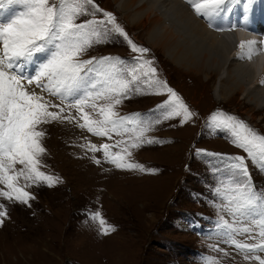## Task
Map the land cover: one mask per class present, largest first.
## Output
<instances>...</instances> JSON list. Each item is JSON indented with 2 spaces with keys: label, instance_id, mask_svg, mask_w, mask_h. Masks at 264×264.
Masks as SVG:
<instances>
[{
  "label": "rangeland",
  "instance_id": "374dc122",
  "mask_svg": "<svg viewBox=\"0 0 264 264\" xmlns=\"http://www.w3.org/2000/svg\"><path fill=\"white\" fill-rule=\"evenodd\" d=\"M94 3L115 16L116 23L134 44L141 43L158 58H147L156 69L155 80L166 82L194 115L184 123L182 117L163 120L147 133L160 143L129 149L131 155L125 154L126 161L149 170L144 172L119 170L107 163L103 149L94 150L91 145H114L127 137H99L98 144L78 126L83 121L76 109H66L64 113L71 111L76 117L72 122L42 125L46 153L41 156L40 171L59 180L49 187L21 177L18 185L35 197L29 201L30 206L0 196V204L4 205L0 211H7V218L0 225V264H208L213 259L216 264H258L227 245L217 227L221 205L213 189L225 170L220 167V159L209 154L247 157L233 146L226 132L211 127L209 120L214 113L228 114L246 120L264 135V111L250 120L246 113L252 106H244L241 96L230 102L217 98L213 84L183 74L161 51L150 48L143 30L131 27L116 6L108 0ZM103 12H97L95 17L82 16L77 22L106 19ZM10 17L5 15L3 20ZM139 55L131 51L122 36L113 34L107 42L89 48L82 59ZM35 68L32 65L31 70ZM143 71H148L147 65ZM147 79L142 76L134 85L138 90L116 106L121 116L139 113L155 118L154 110L168 96L154 94L158 85L145 82ZM53 102L59 103L56 99ZM96 103L104 105L110 101ZM86 111L93 118L102 119L96 110ZM120 147L110 150L119 151ZM93 157L101 163L96 164ZM247 163L254 187L264 191V170L250 160ZM20 168L21 165L17 167ZM0 189L7 191L3 185ZM96 212L115 231L101 235L99 221L90 218Z\"/></svg>",
  "mask_w": 264,
  "mask_h": 264
},
{
  "label": "snow or ice",
  "instance_id": "6c2138e0",
  "mask_svg": "<svg viewBox=\"0 0 264 264\" xmlns=\"http://www.w3.org/2000/svg\"><path fill=\"white\" fill-rule=\"evenodd\" d=\"M186 2L198 17L209 22L210 27H213L214 19L232 11V0ZM7 3L19 4L22 10L6 21L0 20V185L7 188V191L0 189V196L30 206L29 201L35 197L18 185L21 177L49 187L59 180L40 171L43 167L41 156L46 153L42 145L46 132L41 126L75 120L71 111L64 114L66 109H76L83 121L78 126L93 136L112 139L115 134L127 137L114 145H91L94 150L103 149L107 163L119 170L149 171L142 165L127 162L125 154L130 156V148H140L144 143H160L147 133L163 120L182 117L181 123H184L194 113L166 82L155 80L156 69L152 62L141 60L148 49L134 44L116 23L115 16L99 9L94 0H7ZM246 4L250 5L251 0H246ZM3 5L4 0H0V8ZM97 12H103L106 19L77 22L85 15L95 17ZM215 30L233 31L234 28ZM113 34L122 36L131 51L140 54L135 63L129 66L118 57L82 59L89 48L107 42ZM254 44L256 41L240 42L241 58L246 54L251 59V52L244 50H250ZM40 56L44 59L38 60ZM33 63H36L35 71L31 70ZM145 65L147 72L143 71ZM142 76L148 78L145 82L158 85L154 94L167 93L168 99L154 110L152 116L155 118H146L139 113L121 116L115 110L116 106L138 90L134 85ZM49 97H55L59 103ZM97 100L110 103L98 105ZM87 108L96 110L102 119L93 118ZM129 124L133 126L129 127ZM209 124L226 132L233 146L247 157L246 160L245 156L239 155L209 154L218 157L220 167L225 170V175L213 189L221 205L217 210L220 215L217 227L224 235V242L244 259L264 264V191L254 187L247 163L250 160L264 170V135L228 114L214 113ZM117 145H121L119 151L110 150ZM93 159L96 164L101 163L99 159ZM16 165L22 168L17 169ZM0 208L4 205L0 204ZM5 218L7 211H0V225ZM90 218L99 221L101 235L115 231L106 226L101 213H93ZM208 264H216L215 259Z\"/></svg>",
  "mask_w": 264,
  "mask_h": 264
},
{
  "label": "bare ground",
  "instance_id": "6f19581e",
  "mask_svg": "<svg viewBox=\"0 0 264 264\" xmlns=\"http://www.w3.org/2000/svg\"><path fill=\"white\" fill-rule=\"evenodd\" d=\"M232 1L231 8L240 7L247 24L226 25L225 13L210 27L186 0H108L131 27L143 30L148 46L161 51L180 72L213 84L216 97L223 101L241 96L244 106H252L246 116L253 121L264 111V0H251L246 6V0ZM230 27L234 30H215ZM241 41H256L244 50L251 52V59L246 54L241 58Z\"/></svg>",
  "mask_w": 264,
  "mask_h": 264
}]
</instances>
